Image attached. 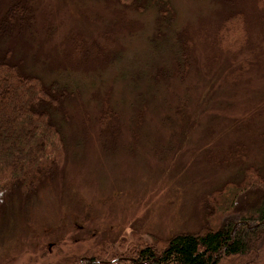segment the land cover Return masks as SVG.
Here are the masks:
<instances>
[{
  "label": "rangeland",
  "instance_id": "1",
  "mask_svg": "<svg viewBox=\"0 0 264 264\" xmlns=\"http://www.w3.org/2000/svg\"><path fill=\"white\" fill-rule=\"evenodd\" d=\"M36 3L38 30L26 45H18L17 40L12 59L18 61L21 56L27 71L44 80L57 77L71 85L74 80L80 91L77 100L67 106L73 120L66 128L67 151L57 160L58 176L41 184L29 197L8 199L0 210V264H60L70 255L79 256L100 246L113 244L122 250L135 243L157 244L177 232L202 229L212 212L209 203L212 192L227 180H239L241 171L235 154L234 161L221 165L206 154L224 150L236 139L245 140L250 142L247 163L255 166L264 163V102L259 98L264 95V66L247 71L235 85L226 81V74L233 77L229 66H238L244 58L255 56V62L257 56L260 62L264 59L262 39L252 31L249 40L256 44L254 48L233 55L214 42L215 28H212L201 43L198 57L203 60V53L221 49L220 55L224 52L219 62L205 70L198 60V69L185 81L168 84L157 98L158 105L147 112L142 140L127 143L128 133L123 132L117 150L112 152L108 144L103 147L97 136L98 98L107 92L126 123L127 102L131 98L127 92L132 93L135 84L131 76L139 68L150 69L155 64L151 61L156 55H151L148 43V34L154 29L153 13H132L118 0H36ZM172 3L177 30L185 28L202 40L204 23L207 28L229 10L216 0H172ZM5 4L0 3L1 9ZM257 14L259 8L255 7L244 18L254 20L259 17ZM75 26L82 27L83 33L91 32L83 34L86 38L104 30L117 35L123 51L121 57L103 66L67 62L64 38L69 31H75ZM2 46L5 50L9 47L7 42ZM182 97L187 101L190 98L185 103L187 109L181 110L185 115L170 130L162 122L163 115L168 119L166 124L169 119L175 120L178 116L175 106L182 103ZM253 105L261 107V116L255 121L248 118L243 122L246 128H239L242 123L238 118L247 115L243 109ZM198 115L206 120L199 125L192 123ZM211 115L212 120L206 118ZM226 117L236 120L235 129L229 127V132L222 136L203 137L210 124L216 125L215 119ZM170 131L172 136L168 137ZM244 199L251 202L253 196L245 195ZM250 264H264V245L260 256Z\"/></svg>",
  "mask_w": 264,
  "mask_h": 264
},
{
  "label": "trees",
  "instance_id": "2",
  "mask_svg": "<svg viewBox=\"0 0 264 264\" xmlns=\"http://www.w3.org/2000/svg\"><path fill=\"white\" fill-rule=\"evenodd\" d=\"M4 1L5 7H0V210L8 199L29 197L41 184L58 176L57 160L62 152L67 151L66 128L73 120L67 106L77 100L80 91L74 80L72 85L57 77L44 80L39 74L27 71L21 56L18 61L12 59L13 45L17 40L18 45H26L38 30L35 28L39 12L36 0H0V3ZM118 1L132 13H153L154 29L148 34V43L152 48L151 55L155 53L156 58L151 61L155 64L150 69L139 68L138 75L131 76L135 84L131 83L132 93L127 92L131 98L127 102L126 123L107 92L98 98L97 136L103 147L108 144L112 152L117 150L123 132L128 133L127 143L142 140L147 112L158 105L157 98L168 84L185 81L198 69V60L205 70L212 69L219 62L224 52L220 55L221 49L203 53V60L198 57L201 43L212 28H215L214 42L233 55L254 48L256 44L249 40L252 31L264 44V2L261 0H216L229 10L207 28L204 23L203 40L199 35L192 36L185 28L177 30L172 0ZM255 7L259 8V17L254 20L244 18ZM122 21L125 23L123 17ZM81 29L75 26V31H69L64 38L66 46L63 51L67 62L87 67L103 66L113 64L121 57L123 51L117 35L104 30L86 38L83 34L91 32L83 33ZM4 42L12 45L6 46L8 49L5 50ZM254 57L242 59L238 66H229L233 77L226 74V81L235 85L247 71L264 66V59L260 62L257 56L255 62ZM144 80L146 83H138ZM141 88L143 92L139 91ZM259 98L264 102V95L260 94ZM181 101L175 106V112H178L175 120L169 119L166 124L168 119H164L165 113L163 115L162 122L170 130L185 115L182 111L187 109V100L182 97ZM228 110L232 109L228 106ZM260 110L261 107L255 105L244 108L247 115L244 119L238 118L242 123L239 128H246L243 122L248 118L255 121L261 116ZM213 116L205 117L212 120ZM189 118L190 123L192 119ZM203 121H206L203 115H198L192 123L199 125ZM214 121H217L215 126L207 124L203 137L222 136L229 132V127L235 129L234 125L237 126L233 117ZM125 124L126 129H123ZM171 136L170 131L168 137ZM232 144L224 150L206 154L220 165L234 161L232 156L235 154L242 174L240 171L239 180H227L222 187L215 189L214 194L212 192L209 198L212 212L202 229L177 232L157 244L135 243L122 250H117L113 244L100 246L79 256L70 255L60 264H250L255 261L264 245V163L260 166L247 163L249 141L236 139ZM209 158L207 160L212 162ZM245 195L253 196V201H245Z\"/></svg>",
  "mask_w": 264,
  "mask_h": 264
}]
</instances>
